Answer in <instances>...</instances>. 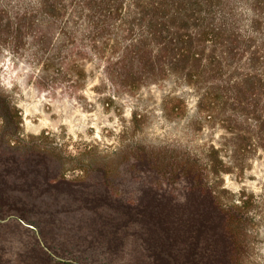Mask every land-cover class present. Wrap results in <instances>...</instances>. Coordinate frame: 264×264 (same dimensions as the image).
Returning a JSON list of instances; mask_svg holds the SVG:
<instances>
[{
    "label": "trees",
    "instance_id": "trees-1",
    "mask_svg": "<svg viewBox=\"0 0 264 264\" xmlns=\"http://www.w3.org/2000/svg\"><path fill=\"white\" fill-rule=\"evenodd\" d=\"M245 2L246 29L233 0H0V40L31 46L58 74L75 56L99 61L127 88L174 74L200 86L199 109L219 106V78L224 107L257 110L247 100L264 98V0ZM255 121L262 130L264 118ZM21 124L0 87V264L250 262L253 196L224 203L199 162L135 147L123 171L87 166L76 179L65 169L72 157ZM213 154L212 171L228 172Z\"/></svg>",
    "mask_w": 264,
    "mask_h": 264
},
{
    "label": "rangeland",
    "instance_id": "rangeland-1",
    "mask_svg": "<svg viewBox=\"0 0 264 264\" xmlns=\"http://www.w3.org/2000/svg\"><path fill=\"white\" fill-rule=\"evenodd\" d=\"M233 1L234 12L246 29L253 12L245 0ZM2 41L0 87L20 110L25 135L41 136L43 146L57 147L72 157L65 165L68 177L86 180L83 167L87 166L123 171L135 147L172 160L197 161L207 167L208 182L224 203L253 196L248 264H264V140L262 145L256 139L260 132L264 136V127L259 130L255 121L257 116L264 118V98L247 100L257 102V110L224 107L226 92L218 78L214 85L220 89L214 96L218 95L219 106L199 109L200 86L189 85L174 74L140 88H127L107 79L99 61L75 56L63 67L68 73L58 74L59 65H41L31 46L12 51ZM229 119L237 122L224 123ZM213 150L230 167L228 172L216 175L212 171ZM7 236L9 241L14 239Z\"/></svg>",
    "mask_w": 264,
    "mask_h": 264
},
{
    "label": "clouds",
    "instance_id": "clouds-1",
    "mask_svg": "<svg viewBox=\"0 0 264 264\" xmlns=\"http://www.w3.org/2000/svg\"><path fill=\"white\" fill-rule=\"evenodd\" d=\"M239 11L243 12L244 10L243 9H240Z\"/></svg>",
    "mask_w": 264,
    "mask_h": 264
}]
</instances>
